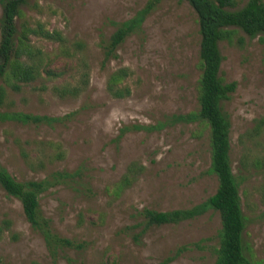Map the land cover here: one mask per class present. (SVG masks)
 <instances>
[{"label": "rangeland", "instance_id": "374dc122", "mask_svg": "<svg viewBox=\"0 0 264 264\" xmlns=\"http://www.w3.org/2000/svg\"><path fill=\"white\" fill-rule=\"evenodd\" d=\"M148 1L27 0L21 8L18 32L25 25L41 26L60 33L64 44L29 37L50 74L42 71L33 82L19 84L17 92L0 79L6 90L0 114L59 121L0 120V167L18 183L78 172L43 193L39 210L55 235L82 248L60 249L53 256L26 221L20 201L0 187V264H161L182 247L186 250L168 264H215L221 229L217 212L149 228L142 216L144 210L191 209L218 187L210 170L208 128L177 120L199 110L200 35L192 8L163 0L139 31L106 56L117 26ZM235 1L241 8L247 0ZM218 49L219 77L236 84L222 109L230 123V165L247 219L243 244L251 264H264V124L254 140L245 138L264 120V40L236 30ZM119 70L128 75L118 89H128L129 95L116 99L107 84ZM84 76L87 85L75 98L55 92L80 86ZM158 125L151 131L135 129ZM252 160L260 163L251 166ZM130 166L136 170L119 190Z\"/></svg>", "mask_w": 264, "mask_h": 264}, {"label": "trees", "instance_id": "16d2710c", "mask_svg": "<svg viewBox=\"0 0 264 264\" xmlns=\"http://www.w3.org/2000/svg\"><path fill=\"white\" fill-rule=\"evenodd\" d=\"M163 0H150L143 9L131 19L120 23L110 38L106 56L109 57L118 46L130 35L140 30L146 17ZM178 3H187L197 16L198 33L200 35L199 61L201 75L198 83L199 110L186 117H178V121H199L209 130V142L212 152L211 172L218 181L214 195L205 202L188 210H174L169 212H156L144 210L142 216L145 227L177 225L181 222L193 220L208 211L219 214L221 229L219 232V247L215 264H251L246 256L243 244V234L247 227V219L243 215L239 195V184L232 173L230 165V123L223 113L222 103L229 99L235 91L236 84H225L219 77L222 58L218 43L231 40L236 30L242 31L250 38L260 36L264 40V3L262 0H247L245 5L237 8L235 0H174ZM27 0H1L2 13L0 17V79L13 91H19V84H29L40 77V73L47 72L42 53L30 44V36L38 35L48 41L64 44L58 32H46L41 26L31 29L26 25L18 32L15 21L21 15V8ZM233 28V30H229ZM127 70L113 73L107 84V90L113 98L120 99L129 95L128 89H118V85L127 77ZM86 76L81 79L80 86L74 88H57L55 92L60 97L75 98L87 85ZM6 100V90L0 85V107ZM0 120L16 122L23 125L51 124L59 121L57 118L36 116L24 113H2ZM264 120L255 125L253 130L246 133L245 138L254 140L260 135ZM155 127H135L136 130H155ZM123 132V130H122ZM248 156L244 155L246 162ZM244 161L242 167L244 168ZM256 161V162H255ZM252 160L251 166L260 161ZM135 166H130L128 172L119 183V190L129 185L131 174ZM73 174H54L52 181L16 182L3 168L0 167V187L10 197L20 201L23 214L31 229L40 234L50 253L54 256L60 249L82 248L80 244L60 238L51 230L50 221L41 216L39 198L55 184L72 180L78 177ZM133 177V176H132ZM186 248L178 249L174 256L167 258L161 264H168Z\"/></svg>", "mask_w": 264, "mask_h": 264}]
</instances>
